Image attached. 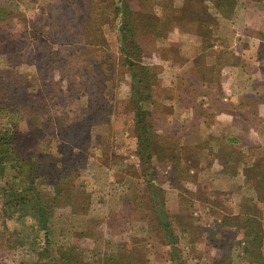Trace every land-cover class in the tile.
<instances>
[{
    "label": "rangeland",
    "instance_id": "1",
    "mask_svg": "<svg viewBox=\"0 0 264 264\" xmlns=\"http://www.w3.org/2000/svg\"><path fill=\"white\" fill-rule=\"evenodd\" d=\"M0 105L54 199L0 170V264H264V0H0Z\"/></svg>",
    "mask_w": 264,
    "mask_h": 264
},
{
    "label": "trees",
    "instance_id": "2",
    "mask_svg": "<svg viewBox=\"0 0 264 264\" xmlns=\"http://www.w3.org/2000/svg\"><path fill=\"white\" fill-rule=\"evenodd\" d=\"M125 8H128V5H125ZM128 18L130 20L129 24L121 25L123 30L121 40L123 41L124 46L128 49L124 64L127 66V69L136 70L132 75L137 78L138 81L141 82L142 80H146L147 83H149L152 78L151 73L145 68V66L138 64L140 61L137 62L138 58H140L141 47L137 41L138 35L135 30H133L132 15H128ZM4 111H7V107L0 105V112L3 113ZM137 111L139 110L137 109ZM138 123L141 124L140 127L142 130H140L144 132L146 125L143 123L142 119H140ZM5 128L6 129H3L2 132H0V170L3 171L6 169L7 165H10L9 169L12 171L16 169L22 175L25 174L28 185L25 187H19L17 190H14V185L9 186L7 194H5L7 198L6 206L10 204V206H8L10 209L9 211L14 214L17 213L16 215L18 218L27 216L36 220V226L33 225L34 228L37 227L38 231L45 230L47 234L49 217L54 199L51 198L50 191H45L41 188L42 182L40 181L47 182L51 180L50 176L46 177L42 174L50 172L52 162L49 164L46 172V167L42 166L41 162L35 161L38 162L36 164L29 157L24 158L23 153L20 152V148H23L26 145L24 143L25 139L22 131L16 130V124ZM40 176L43 177V180L39 179V182L36 181L35 177L41 178ZM48 183H52V181ZM67 253V250L65 252L60 251L58 257L49 255L45 258L41 257L37 260L30 261L27 264H67L64 260ZM47 254L48 252L46 255Z\"/></svg>",
    "mask_w": 264,
    "mask_h": 264
}]
</instances>
